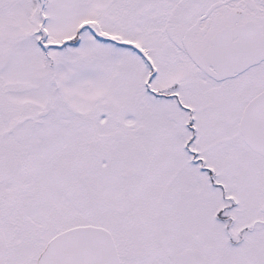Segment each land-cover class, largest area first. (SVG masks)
<instances>
[{"label":"snow or ice","instance_id":"6c2138e0","mask_svg":"<svg viewBox=\"0 0 264 264\" xmlns=\"http://www.w3.org/2000/svg\"><path fill=\"white\" fill-rule=\"evenodd\" d=\"M0 264H264V0H0Z\"/></svg>","mask_w":264,"mask_h":264}]
</instances>
